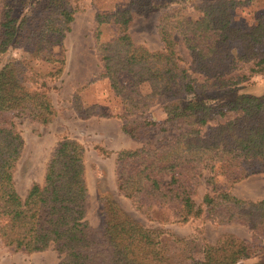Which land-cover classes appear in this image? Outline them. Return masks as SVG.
<instances>
[{"label": "trees", "instance_id": "16d2710c", "mask_svg": "<svg viewBox=\"0 0 264 264\" xmlns=\"http://www.w3.org/2000/svg\"><path fill=\"white\" fill-rule=\"evenodd\" d=\"M5 1L0 54L21 41L30 43L37 54L61 45L73 20L69 0H38L23 19L14 12L18 0ZM150 1L131 0L124 9L94 17L100 76L108 79L125 111L145 109L156 100L164 112L162 120L144 116L125 121L122 130L135 139L146 136L151 128L179 131L156 147L144 144L117 151V187L137 209L145 203L164 204L178 209L183 222L206 214L217 224L235 222L248 227L250 239L224 234L215 244H206L202 258L193 262L237 264L264 249V200L242 199L231 189L218 191L214 179L217 166L221 174L231 177V185L264 172V93L239 94L213 103L209 90L229 91L249 76L264 72V16L255 24L239 25L234 10L240 1L200 0L196 19L177 10L158 16L162 47L152 51L136 45L128 32L135 14L149 11ZM109 23L120 25L121 33L101 41V26ZM177 37L189 52L191 72L180 66ZM20 64L14 60L0 69L2 244L27 254L53 248L59 256L57 264H168L162 232L127 216L110 199L103 202L106 217L101 231L85 219V148L76 139L59 141L46 163L43 182H33L25 197L19 195L13 172L24 141L11 116L26 113L48 123L55 115L44 93H31L25 87ZM124 73L130 76L128 85L120 79ZM74 101L80 117L93 114L94 106L84 109L77 97ZM228 114L235 116L209 124ZM202 169H208L206 182L213 186L196 205L192 196Z\"/></svg>", "mask_w": 264, "mask_h": 264}, {"label": "rangeland", "instance_id": "374dc122", "mask_svg": "<svg viewBox=\"0 0 264 264\" xmlns=\"http://www.w3.org/2000/svg\"><path fill=\"white\" fill-rule=\"evenodd\" d=\"M38 0H18L19 7L14 12L20 19L29 17L33 5ZM131 0H69L73 9L70 30L65 33L60 46L49 52L37 54L32 45L21 41L11 45L0 54V69L11 61L20 62V76L25 87L31 92L44 93L50 100L55 115L48 123H41L26 113H14L11 121L20 132L24 145L16 163L13 177L17 192L25 197L33 182H43L46 163L63 138L76 139L85 148L84 179L88 189L85 219L101 231L105 222L103 202L113 201L120 210L143 226L157 228L161 233V246L168 258V264H193L202 258L203 247L215 244L224 234L241 239H250L251 231L240 223L217 224L206 214L181 221V212L164 204L145 203L137 209L132 200L124 196L117 187L116 153L120 149H135L148 144L158 146L163 140L178 134V130L166 131L151 128L146 136L132 138L122 130L125 121L133 122L142 117L164 119L160 103H151L145 109H134L127 113L123 103L110 87L107 78L100 76V63L96 54L94 37V17L97 13H111L124 9ZM241 3L235 7V20L239 25L255 24L264 16V0H235ZM7 1L0 0V18L6 11ZM200 0H151L146 14L136 15L128 32L136 45H143L154 51L162 47L156 24L158 16L168 10H177L188 19H196V6ZM122 27L109 23L101 26V41H108L121 33ZM177 53L180 66L191 72V57L180 37H177ZM49 58L57 59L50 61ZM61 60H64L63 63ZM61 69V71H59ZM242 71V70H241ZM196 75V74H193ZM128 85L130 76L120 75ZM140 91H145L141 87ZM264 93V72L249 76L229 91L209 90L213 103L239 94L260 96ZM75 97L80 107L94 106L88 118L79 116L75 109ZM7 115V114H6ZM10 117V114H8ZM235 114L216 117L210 125L223 123ZM141 117V118H139ZM214 187L218 191L231 189L242 199L264 200V172L253 174L231 185V177L221 174L218 166ZM208 169H202L198 177L197 189L192 196L200 205L204 195L213 185L206 179ZM59 256L53 248L43 252L24 253L13 251L0 241V264H57ZM237 264H264V249L243 258Z\"/></svg>", "mask_w": 264, "mask_h": 264}]
</instances>
